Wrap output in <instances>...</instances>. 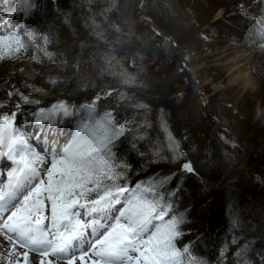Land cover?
<instances>
[{"label":"trees","instance_id":"16d2710c","mask_svg":"<svg viewBox=\"0 0 264 264\" xmlns=\"http://www.w3.org/2000/svg\"><path fill=\"white\" fill-rule=\"evenodd\" d=\"M58 1L59 10L33 27L34 42L25 40L19 57L2 62L1 113L26 97L44 104L64 101L76 109L97 99L99 111L110 112L127 128L109 142L137 169L133 178L160 177L169 191L182 177L186 180L182 202H176L179 211L173 213L179 219L182 235L177 244L183 255L192 254L185 251L184 241L194 240L192 255L211 259L234 235L260 264L256 254H264V45L252 43L251 34L240 29V16L253 15L264 0H146L142 6L175 38L180 51L208 33L236 35L250 44L251 68L262 87L256 99H240L235 112L228 114L232 131L248 149L241 157L215 140V133H227L203 115L192 75L174 47L139 13L140 0ZM221 7L225 13L211 21ZM45 49L53 55L46 56ZM214 112L208 105V116ZM185 162L187 170L181 167ZM180 212L185 213L183 219ZM188 228L191 232L183 235ZM232 261L230 253L227 264Z\"/></svg>","mask_w":264,"mask_h":264},{"label":"snow or ice","instance_id":"6c2138e0","mask_svg":"<svg viewBox=\"0 0 264 264\" xmlns=\"http://www.w3.org/2000/svg\"><path fill=\"white\" fill-rule=\"evenodd\" d=\"M19 13V8H12L9 10V16H13ZM45 55L51 57L53 54L47 49L44 50ZM37 60L40 59L39 56L36 57ZM27 99V97L25 98ZM131 148L132 145H129ZM181 167L186 170L189 169V164L185 162ZM9 177L12 176V173L9 172ZM172 180H175V176L171 177ZM12 181L9 180V186ZM186 184V180L182 177L180 181L175 185V190L169 195V198L160 204L159 208H155L153 205L148 204L147 207L142 205L138 199L135 198V193L133 196L124 202L125 207L122 209V212L127 213L130 220L135 221V229L126 224H116L108 233L101 238V240L96 241L97 245L103 244V247L96 248L94 251L89 250L87 252L81 251L76 255H70L66 258V264H109L108 261L103 259L107 254H128V247H134L139 253L135 257L133 264H141V258H143L144 264H181V261L178 257L181 255L179 251V246L173 247L172 237L180 236L182 233L175 230L172 221L175 220L176 223H179L173 213L178 212L176 208V202L181 200V189ZM10 190V188H9ZM5 189L0 188V194H4ZM28 197H24L25 203L22 206L14 208L10 214V218L18 217L19 220L16 223V227L19 229V235L21 237H27L32 242H42L38 241L35 236H28L29 231L32 230V226L28 225L26 221L30 219V205L27 203ZM171 209L169 211L168 209ZM185 216L184 212L179 213V218L183 219ZM41 219L35 221L36 224H40ZM133 231L139 233L149 232L150 235L148 239L139 241L140 244L146 245V247H138L135 243H129L126 247L121 248L120 245L125 241L132 242L133 237L129 235ZM191 232V229L188 228L183 233V235H188ZM44 239H47V234H45ZM68 239V237H64ZM200 237H197V240ZM196 242L194 240H185L184 248L185 251L194 253L193 249L195 248ZM25 248H28L27 244H24ZM59 251H66L63 243H53V247L48 251L41 253L42 264H56V260L53 259V256ZM232 254L233 261L232 264H243L245 257L247 256V264H255L251 259L250 249L247 245H244L242 248L233 235L228 240L227 243L223 242L218 249L215 257L211 259L205 258L203 254L199 255V258L194 257L192 254L188 257L187 264H227L229 254ZM243 253V254H242ZM16 256L14 264H29L30 250L20 252L19 249L15 247V244H12L8 248V260H12L13 256ZM3 258V257H0ZM22 258V259H21ZM256 260L260 261V264H264V254L257 252Z\"/></svg>","mask_w":264,"mask_h":264},{"label":"rangeland","instance_id":"374dc122","mask_svg":"<svg viewBox=\"0 0 264 264\" xmlns=\"http://www.w3.org/2000/svg\"><path fill=\"white\" fill-rule=\"evenodd\" d=\"M225 44L226 42L224 41L221 42L213 37H207L204 41H201L199 46L195 45L188 49L187 53L190 57L189 64L195 70V75L205 91V95L209 98V101H214L212 106H214L217 116L227 119L223 115V110L226 112L233 111L241 98L256 99L255 96H257L260 85L253 76H251V79L254 82L248 84L247 78L243 75L234 78L231 84H227L229 64H225V61L229 54ZM247 63H249V60H247ZM216 76L218 77L217 79ZM204 81H208L210 84L204 85ZM216 94L220 95L216 96ZM212 95L215 97H212ZM8 248L6 245L0 249V255L3 257L0 259V264H14L15 259L10 261L6 258L8 255L5 251H8ZM29 264L33 263L29 261Z\"/></svg>","mask_w":264,"mask_h":264},{"label":"bare ground","instance_id":"6f19581e","mask_svg":"<svg viewBox=\"0 0 264 264\" xmlns=\"http://www.w3.org/2000/svg\"><path fill=\"white\" fill-rule=\"evenodd\" d=\"M227 52H229L228 57L225 61V64H229V69L227 72V76L229 77L227 84H231L234 78L239 77L240 75L245 76L247 78L248 84L250 82H254L251 79V74L247 67V59L248 53L245 48H241V44L239 42H231L225 44ZM137 169H133L132 172L134 173Z\"/></svg>","mask_w":264,"mask_h":264},{"label":"water","instance_id":"95a60500","mask_svg":"<svg viewBox=\"0 0 264 264\" xmlns=\"http://www.w3.org/2000/svg\"><path fill=\"white\" fill-rule=\"evenodd\" d=\"M143 1V0H142ZM150 20L152 21V22H154L159 28H160V30L167 36V38L169 39V41L170 42H172L173 44H175V42H174V40L170 37V35L166 32V30L162 27V26H160L158 23H156L154 20H152L151 18H150ZM203 112L205 113V105H204V109H203Z\"/></svg>","mask_w":264,"mask_h":264}]
</instances>
